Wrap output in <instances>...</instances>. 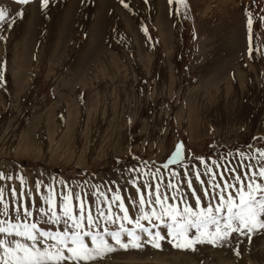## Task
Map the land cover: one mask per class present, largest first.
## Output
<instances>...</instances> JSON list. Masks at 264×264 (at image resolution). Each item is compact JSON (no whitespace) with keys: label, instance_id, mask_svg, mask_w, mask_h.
Wrapping results in <instances>:
<instances>
[{"label":"rangeland","instance_id":"1","mask_svg":"<svg viewBox=\"0 0 264 264\" xmlns=\"http://www.w3.org/2000/svg\"><path fill=\"white\" fill-rule=\"evenodd\" d=\"M125 3L49 0L42 8L40 0H0L12 17L24 13L11 28L0 22V226L36 223L37 209L49 208L41 198L51 193L61 220L37 227L61 230L60 198L73 192L81 198L68 202L73 214L83 203L85 217L97 222L91 231L115 248L96 264H264V229L175 247L184 238L168 236L151 216L161 211L156 195L182 210L195 203L189 181L215 195L220 189L211 184L235 185V176L250 174L245 166L258 173L264 162V0ZM177 143L185 159L168 163ZM130 180L142 189L143 205L130 202ZM118 189L133 223L112 200ZM20 205L33 216L15 219ZM144 214L149 233L166 237L159 248L124 249L104 232L133 229L151 241L134 222ZM13 238L22 239L0 233Z\"/></svg>","mask_w":264,"mask_h":264},{"label":"snow or ice","instance_id":"2","mask_svg":"<svg viewBox=\"0 0 264 264\" xmlns=\"http://www.w3.org/2000/svg\"><path fill=\"white\" fill-rule=\"evenodd\" d=\"M17 5H28L31 0H13ZM41 7H46L49 0H40ZM148 0H145L147 3ZM183 2V0H180ZM125 8H128V4L125 0H120ZM173 0H169L171 5ZM23 10L15 12V16L12 17L7 8L0 7V22H7V27L11 28L16 23V18L23 16ZM246 16L249 13L246 10ZM261 19H264L262 17ZM248 24H252L251 18L248 19ZM4 37L0 36V39ZM252 35L249 34L250 48L249 52L253 51L251 47ZM243 155V154H241ZM260 155L264 158V149L260 150ZM185 159L183 156V145L177 143L175 150L171 153V157L168 163H175ZM167 167V164L164 165ZM249 167L250 174L243 180L240 176H235L234 179L237 184L226 183L221 186L218 184H211V188H219L220 191L213 195L202 184L201 189L197 190L192 181H189V188L191 191V198L195 201L194 204H187L182 210L177 206L171 204H165L169 197L156 195L155 203L161 205V211L157 213L153 210L151 216L157 220H161L167 227V235L172 236L175 240L184 238V243H175V247H192L195 244L210 243L215 245L217 242H228V238L233 233L248 236L249 233L264 229V183H257L255 177L264 180V162L260 163V167L257 171H252L254 166ZM185 175H188L186 173ZM0 178H5L3 173H0ZM12 179L11 176L6 177ZM197 179L199 176L197 175ZM250 181V182H245ZM21 182L23 180L21 178ZM42 181L36 182V188L39 191L42 186ZM136 187V198L130 200L135 204L137 198L139 204L143 205L146 201L141 196L142 189L135 185V182L130 180ZM47 187V186H45ZM149 185H144L143 188L147 189ZM168 187H172L169 185ZM228 189H233L234 193L227 192ZM3 190L0 189V192ZM158 192V188L155 190ZM203 192V196L200 192ZM227 192V195L225 193ZM23 196L30 194L21 193ZM42 201L49 205L46 210L43 207L38 208L37 211L41 213V216L37 218L36 223H25L21 230V225L11 224L7 228L0 226V233L7 234L9 236L21 237L22 239H0V264H96L97 261L105 258L108 253L115 251V248L108 240L104 238V233L91 231L93 225L96 222L95 217L88 214L84 215L83 203L80 204L79 215H74L72 209L69 207V201L72 199L80 200L79 193L70 192L66 196H62L59 202V208L63 212V227L57 231H45L43 228H38L37 224L43 220L46 224H56L60 222L61 216L56 211L52 210L51 205L53 200L51 193L47 197H42ZM187 197L184 198L186 201ZM113 202L121 201L119 204L120 210L124 213L123 220L133 223V220L129 216V210L125 207L122 197L119 195V189L112 198ZM205 201H211L205 203ZM23 208L21 215L20 210L17 209V216L15 219H21L23 217H32L33 212L29 207L20 205ZM140 212L143 213L144 209L141 207ZM48 212H51L49 219H43ZM103 216V213H100ZM114 215V214H112ZM150 217L148 214L137 215L135 217V224L142 232L152 235L154 238L151 241H141V237L133 229H123L120 231H108L104 232L111 238L115 244L120 245L121 248L128 249L129 247L140 248L144 243H152L153 247L159 248V241L166 239L160 231L154 234L149 233V230L140 223V220H147ZM87 221L85 224L84 221ZM111 219V216L107 217ZM71 221V224H69ZM170 221V222H169ZM159 227V225H156ZM212 229L210 230V227ZM88 229V230H85ZM191 229H195V233L189 235ZM13 230H15L13 232ZM121 233L127 236V240L121 239ZM85 238H88L87 240Z\"/></svg>","mask_w":264,"mask_h":264}]
</instances>
